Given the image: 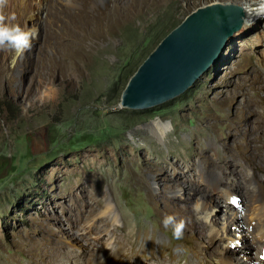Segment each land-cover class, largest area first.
<instances>
[{"label": "rangeland", "instance_id": "rangeland-1", "mask_svg": "<svg viewBox=\"0 0 264 264\" xmlns=\"http://www.w3.org/2000/svg\"><path fill=\"white\" fill-rule=\"evenodd\" d=\"M213 1L92 0L83 17L80 5L46 0L31 49L14 66L13 54L3 51L1 264L28 260L34 254L28 240L35 237L43 247L44 227L63 235L79 232L72 223L81 227L87 220H78V210L106 197L117 212V221L106 226L128 223L134 239L113 255L105 253L108 264H218V258L260 264L257 231L242 232L230 221L233 214L218 206L217 193L202 187L199 140L213 157L228 160L222 143L229 135L223 120L200 133L206 115L196 108H211L210 95L234 104L250 88L241 84L245 75L254 83L249 91L264 103L262 46L250 41V53L242 52L240 44L231 45L232 35L224 54L184 91L146 107L120 105L129 77L161 38ZM157 119L164 123L162 132L154 128ZM240 148L232 145L231 151L239 155ZM256 170L264 181L263 170ZM176 173L181 179L175 180ZM91 185L99 186L98 194L89 193ZM238 192L243 207L247 191ZM166 217L172 218L167 225Z\"/></svg>", "mask_w": 264, "mask_h": 264}, {"label": "bare ground", "instance_id": "bare-ground-1", "mask_svg": "<svg viewBox=\"0 0 264 264\" xmlns=\"http://www.w3.org/2000/svg\"><path fill=\"white\" fill-rule=\"evenodd\" d=\"M45 1L7 0V5L2 11L6 16L15 14L14 23L36 30V23L41 18ZM63 1L74 6L80 5L81 8L77 13L84 17L88 14L86 5L88 1L92 0H54L57 6L62 5ZM259 2L260 0H216L208 4H232L240 8V26L233 31L228 40L233 35L231 45L233 43L240 44L242 52L247 53L250 50V41L255 42L258 47L262 46L261 52L258 54V61L264 69V64L261 62L264 60V16L261 9L257 7ZM47 11L49 12L48 9ZM2 53L4 54L3 51H0V80L2 73L6 70ZM244 82L250 86L249 90L254 84L253 80H249L246 75L241 78L242 85H245ZM260 87L262 88L263 85ZM249 90L248 92L242 90L234 104L224 105L223 98L210 95L211 108H196L200 114L206 115L205 121L202 126L200 125V133H206L210 128H217V124L221 120L227 122L229 137L224 139V142L222 141V149L223 152L230 154L228 160L213 157L209 149L199 140L196 156L203 163V170L198 173L202 187L212 193H217L219 201H222L218 206L227 214H233L230 221H235L239 227L241 226L242 232L257 231V237L260 241L259 252L261 253L259 263L264 264V181L256 172V169L259 168L264 173V103L255 91ZM199 100L204 101L200 97ZM246 109H249L248 112ZM153 124L155 130L161 132L164 130L162 120H154ZM232 145L241 146L238 151L239 155H235L231 151ZM158 166L162 169L167 167L162 163H158ZM175 178V180L181 179L178 173L175 174ZM171 182L173 183L174 179H171ZM185 183L189 184L188 181ZM91 186L88 189L89 193L98 194L99 186ZM242 189L248 193L244 194L242 199L244 201L243 207L238 192ZM71 192H75V187L72 186ZM97 200V204L90 202L89 207L85 210L78 208L79 219L78 216L77 219L87 220L83 222L81 227L74 222L72 223L71 228L74 229L76 226L79 232L68 230V234L63 235L62 232L55 231L50 227H42L44 246L38 247L39 240L32 237L28 240L27 246L34 254L29 256L28 260H17L15 264H108L110 256H105V253L111 250V255H113L118 247L125 244L132 245L134 239L129 230L131 226L128 223H123L120 226L114 224L110 228L106 226L110 220L117 221V212H115L109 198H97ZM246 209L250 210L249 214L244 213ZM245 216L247 217L245 218ZM255 219L259 221L258 224H256ZM16 243L21 246L23 241L18 239ZM217 262L218 264H230L225 258H218ZM131 264L145 263L138 261ZM157 264L167 263L166 260H162Z\"/></svg>", "mask_w": 264, "mask_h": 264}, {"label": "water", "instance_id": "water-1", "mask_svg": "<svg viewBox=\"0 0 264 264\" xmlns=\"http://www.w3.org/2000/svg\"><path fill=\"white\" fill-rule=\"evenodd\" d=\"M239 14L238 6L223 3H207L189 12L129 77L120 105H154L192 85L224 54L228 37L240 26Z\"/></svg>", "mask_w": 264, "mask_h": 264}, {"label": "clouds", "instance_id": "clouds-1", "mask_svg": "<svg viewBox=\"0 0 264 264\" xmlns=\"http://www.w3.org/2000/svg\"><path fill=\"white\" fill-rule=\"evenodd\" d=\"M6 5L7 0H0V51H10L13 54L12 64L14 66L16 61L31 49L32 41L36 38L37 32L34 29L14 23L15 14L8 16L3 14L2 10ZM171 219V217H166L165 225L170 223ZM176 234L179 235V227Z\"/></svg>", "mask_w": 264, "mask_h": 264}]
</instances>
